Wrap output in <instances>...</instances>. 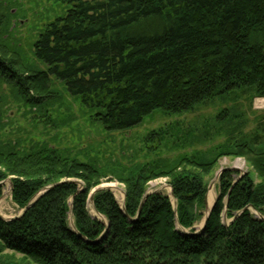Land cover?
Instances as JSON below:
<instances>
[{
	"label": "trees",
	"instance_id": "16d2710c",
	"mask_svg": "<svg viewBox=\"0 0 264 264\" xmlns=\"http://www.w3.org/2000/svg\"><path fill=\"white\" fill-rule=\"evenodd\" d=\"M63 2L69 6L65 16L35 42V58L46 70L27 75L18 57L0 54V80L30 105L40 104L30 92L54 77L115 133L138 127L155 112L186 113L238 90L264 99V0ZM6 25L0 0V39ZM1 51L7 52L0 44ZM226 112L218 119L229 118ZM239 130L228 132L209 158L184 159L180 172L159 163L131 171L124 209L110 190L95 193L94 208L109 227L88 209L100 170L57 149L0 148V183L17 177L13 201L19 207L52 187L20 218L0 217V264H264V221L249 210H264V130ZM223 157L245 158L259 183L250 173L237 180L234 171L222 173L219 198L204 231L195 234L206 207V177ZM162 177L170 179L176 207L167 196L148 195L149 182ZM72 178L83 179L82 191L63 181ZM5 252L22 260L3 257Z\"/></svg>",
	"mask_w": 264,
	"mask_h": 264
},
{
	"label": "rangeland",
	"instance_id": "374dc122",
	"mask_svg": "<svg viewBox=\"0 0 264 264\" xmlns=\"http://www.w3.org/2000/svg\"><path fill=\"white\" fill-rule=\"evenodd\" d=\"M2 1L7 25L2 29L0 44L7 52H2L5 50L2 49L0 54L7 58L18 57L20 70L27 75L46 70L35 58V42L48 25L65 16L69 6L63 0ZM51 80L43 90L31 91L29 94V97L36 95L40 99L39 105H30L14 86L6 80H0V148L4 151H28L35 146L47 147L95 167L102 172L103 177L99 186L92 190L91 196L98 190H110L121 207L125 205L126 198L124 180L134 169L159 163L170 169L175 167L180 172L179 164L184 159L199 154L209 158L214 149L225 143L228 132L233 129L238 128L248 134L264 130V99H253L246 91L238 90L224 98L201 103L186 113L166 115L155 112L134 129L110 133L94 119V114L79 98L72 97L54 77ZM224 111L230 117L218 119ZM239 163L243 165L241 169L237 166ZM231 168L236 169L233 179H241L250 173L255 175V182L259 183L257 174L245 158H221L213 173L206 177L209 181L206 207L194 227L195 234L202 232L207 214L219 198L220 172ZM16 179L15 176H9L2 182L0 217L5 221L20 218L25 210L13 201V181ZM63 181L76 182L80 191L85 187V182L80 178ZM152 193L169 197L174 207L177 206L172 197L169 178L162 177L149 182L148 195ZM41 194L35 198L39 199ZM88 209L94 219L108 225L107 220L94 208V203L93 206L89 204ZM249 210L255 218L264 219V210L257 211L253 207ZM68 220L69 225L74 226L72 210ZM224 221L230 223L234 218L225 216ZM3 257H13L17 262L22 260L20 255L11 252H5Z\"/></svg>",
	"mask_w": 264,
	"mask_h": 264
},
{
	"label": "water",
	"instance_id": "95a60500",
	"mask_svg": "<svg viewBox=\"0 0 264 264\" xmlns=\"http://www.w3.org/2000/svg\"><path fill=\"white\" fill-rule=\"evenodd\" d=\"M225 171H236V169H233V168H231V169H225V170H222L221 173H224ZM3 184H4V183H2L1 186H2ZM51 188H52V187H48V188H46V189L42 192L41 195L45 194V193H46L48 190H50ZM98 191H100V190H98ZM98 191H95V192L97 193ZM93 194H94V193H93ZM37 197H38V196H37ZM172 197L174 198L173 194H172ZM37 200H38V198H35V199H34V200H33V201L27 206V208L24 210L23 214H24L29 208H31V207L33 206V204H34ZM90 200L93 201V195L91 196V199H90ZM215 204H216V202H215ZM215 204L213 205L211 211L208 213V217H207V219H206V222H205V225H204V228H203L202 232H203L204 229H205V226H206L207 220H208V218L210 217L211 212H212V210H213ZM122 208L124 209V205H123ZM23 214H22V216H23ZM261 220H264V219H261ZM107 227H109V224L107 225ZM72 228L75 229L74 226H72Z\"/></svg>",
	"mask_w": 264,
	"mask_h": 264
},
{
	"label": "bare ground",
	"instance_id": "6f19581e",
	"mask_svg": "<svg viewBox=\"0 0 264 264\" xmlns=\"http://www.w3.org/2000/svg\"><path fill=\"white\" fill-rule=\"evenodd\" d=\"M237 166H239V169H241L243 165H242L241 163H239ZM234 172H235V171H234ZM221 174H222V173L220 172V175H221ZM89 204H90L91 206H93V201H90ZM211 209H212V208H211ZM211 209H210V211H211ZM210 211H209V212H210ZM209 212H208V213H209ZM207 216H208V214H207ZM261 219H262V218H260V220H261ZM262 221H264V220H262ZM204 225H205V223H204Z\"/></svg>",
	"mask_w": 264,
	"mask_h": 264
}]
</instances>
